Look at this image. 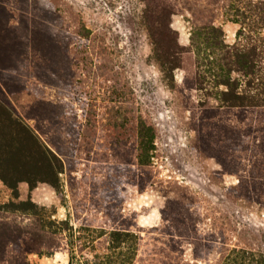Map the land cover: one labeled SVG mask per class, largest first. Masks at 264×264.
Listing matches in <instances>:
<instances>
[{
    "label": "rangeland",
    "instance_id": "obj_1",
    "mask_svg": "<svg viewBox=\"0 0 264 264\" xmlns=\"http://www.w3.org/2000/svg\"><path fill=\"white\" fill-rule=\"evenodd\" d=\"M238 1L242 13V7L264 0ZM7 2L13 3L8 10L16 18L12 24L23 30L22 25L34 18L39 21L34 29L38 38L43 34L61 51L68 48L77 55L74 61L80 56L102 65L96 79L89 80L86 73L88 81L96 80L88 93L98 100L112 98L114 104L122 101L129 115L128 122L117 128L108 126L103 117L102 126L100 121L95 124L96 135L88 147L56 143L71 155L62 158L56 188L48 182L29 186L19 181L13 190L0 179V264H221L241 247L264 260V167L259 174L261 165L252 163L256 156L263 159L264 143H254L251 133L240 140V134L255 127L263 128L259 133L264 135L263 115L255 109L243 113L234 109V114L224 115L219 108H200L201 91L179 92L194 80L190 53L183 54L186 69L173 71L174 89L165 84L169 81L152 57V37L142 22L144 10L148 23L157 26L147 5L164 3L173 9L167 26L177 32V43L185 48L191 43L193 23H201L191 11L180 0ZM224 11H215L213 23L223 29L227 42H235L243 24L231 19L244 18L235 9ZM3 21L0 10V48L7 47L8 39ZM166 28L163 25L160 32L167 33ZM258 32L264 34V28ZM260 65L264 68V62ZM64 66L60 62V69ZM3 77L0 86L6 102L22 116L30 112L32 95L53 102L61 98L58 90L33 77L12 73ZM37 84L40 88L30 89ZM211 85L207 80L205 93L215 91ZM100 103L96 109L103 113L106 107ZM80 106L73 109L85 123ZM35 118L26 121L40 126L36 132L49 142L55 132ZM139 118L152 127L150 141L141 150L134 129ZM10 201L21 209L7 206Z\"/></svg>",
    "mask_w": 264,
    "mask_h": 264
},
{
    "label": "trees",
    "instance_id": "obj_2",
    "mask_svg": "<svg viewBox=\"0 0 264 264\" xmlns=\"http://www.w3.org/2000/svg\"><path fill=\"white\" fill-rule=\"evenodd\" d=\"M180 2L183 7L191 11L195 19L201 22L193 23L191 27L193 35L187 48L177 43L175 35L177 32L171 29L169 24L167 26V19L169 22V15L173 13L171 7L164 3L154 7L147 5L156 21V29L152 23H148L145 10L142 19L152 37V57L159 64L163 79L169 81L165 84L174 89L173 71L177 67L186 69L183 54L190 53L193 57L190 62L194 64L195 69L194 80L189 87L182 86L179 92L187 88L201 91L202 98L199 99L198 106L202 109L219 108L224 115L229 111L234 114V109H238L239 113L241 110L243 113L255 109V113L264 117V68L260 65L264 62V34L258 32V29L264 28V1L242 7L244 11L242 13H239L238 4H235L239 2L238 0H180ZM11 5L13 3H8L7 0H0V10L4 14L3 25L8 27L7 47L0 48V79L4 78V73L16 74L25 79L33 77L37 80L32 81L58 90L57 95L62 99L57 98L58 100L53 102L32 95L34 100L32 107L29 108L30 112H23L22 116L7 104L4 90L0 86V179L13 190L19 181H25L29 186L38 182H48L56 188L60 186L59 174L64 168L63 159L71 158L66 149L57 146L56 143L68 145L83 143L84 148L88 147L91 139L96 135L94 127L98 121L102 126L101 120L105 118L108 126L117 128L119 124L128 122L129 114L128 110L123 108L122 101L114 104L112 98L98 100L97 96L88 93L90 86H93L91 82H96V80L88 81V78L90 80L91 76H94L96 79L99 69L104 68L102 65H95L92 58L80 56L74 61L77 55H71L72 52L68 48L61 51L59 46L55 47L52 40H47L42 34L46 40L43 42L42 36L38 38V31L34 30L39 23L34 18L29 20L28 25H22L25 27L23 30L22 27L12 24L10 21L16 18L13 12L8 11ZM219 8L225 9L224 12L235 9V14L244 18L231 19L243 24L242 29L237 31L235 42H227L223 29L213 23L215 11ZM19 17L23 19V16L19 15ZM163 25L167 27V33L160 32ZM23 43H27L26 48L22 47ZM53 47L58 48L59 51L52 50ZM102 59L104 60V57ZM60 62L66 63L67 68L64 66L60 69ZM232 73H235V76ZM236 73L240 75L236 77ZM25 79H20V82H25ZM207 80L213 82L211 86H214L215 91L204 92L207 90ZM36 88H40L38 84L30 89ZM64 90L67 91L66 95L63 93ZM210 99H213L216 105H212ZM100 102L106 107L103 113L96 109L97 106H101ZM78 103L84 110L85 123L79 122L76 109H73ZM28 117H36V120H43L50 125L51 132L55 134L49 135V142L45 141V143L40 138L36 130L39 132L41 127H32L26 121ZM129 117L132 120V116ZM229 119L232 120L230 117ZM134 129L138 140L137 149H145L144 143L150 141L152 127L139 118L134 122ZM253 130L258 134L253 135ZM261 130L263 128L255 127L252 132L240 134L241 142L243 135L251 133L254 136V143L260 141L264 143V135L259 133ZM262 155L263 159L256 156L252 162L256 163L254 165H261L256 171L259 174L264 167V153ZM138 163L144 164V159L141 158ZM8 205L13 210L21 209L13 201ZM129 235L127 232L126 237ZM240 249L234 250L235 254L232 256L228 253L221 264H264L263 258L256 259L250 249L242 247Z\"/></svg>",
    "mask_w": 264,
    "mask_h": 264
}]
</instances>
